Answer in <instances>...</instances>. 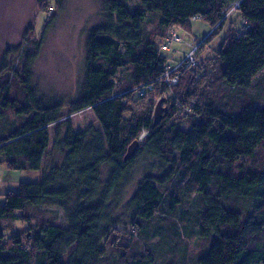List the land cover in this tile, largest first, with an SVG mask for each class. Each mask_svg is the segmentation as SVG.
<instances>
[{"label":"trees","instance_id":"obj_1","mask_svg":"<svg viewBox=\"0 0 264 264\" xmlns=\"http://www.w3.org/2000/svg\"><path fill=\"white\" fill-rule=\"evenodd\" d=\"M102 3L104 18L86 35L83 77L69 104L44 102L32 85L38 41L23 50L20 65L6 71L4 58L0 66V166L41 174L40 182L20 183L17 192L1 195L0 223H28L25 212L43 207L65 215V227L39 224L25 240H5L0 228V264H104L114 227L107 204L141 152L159 162L162 176L144 177L127 204L137 234L157 241L144 254L121 251L118 264H156L155 256L176 250L186 262L190 222L203 250L189 254V264H264V160L258 159L264 153V107L250 108L253 97L238 109L195 100L206 75L195 78L198 63L181 65L172 75L177 83L169 86L162 77L171 63L160 49L173 29L189 31L191 21L221 29L235 6L242 28L225 37L216 53L217 80L227 89L247 90L264 69V0ZM148 85L151 90L137 93ZM156 97L174 103L153 126ZM175 102L190 106L187 130L175 121ZM84 110L92 111L98 130L74 131L68 117ZM134 141L138 149L125 162ZM181 182L177 192L167 190Z\"/></svg>","mask_w":264,"mask_h":264},{"label":"rangeland","instance_id":"obj_2","mask_svg":"<svg viewBox=\"0 0 264 264\" xmlns=\"http://www.w3.org/2000/svg\"><path fill=\"white\" fill-rule=\"evenodd\" d=\"M128 2L131 7L137 5V0H128ZM234 9L235 6H231L226 12L224 19L227 21L221 29H212L201 20L191 21L189 31L173 29L172 31L178 34L180 42L172 43L168 51H162L161 55L170 61L172 67L180 64L186 56L190 54L194 56L196 64L199 65L195 78L206 74L205 80L202 79L197 83L195 100L212 99L238 109L245 100H249L248 97H253L250 108L264 107V69L257 75L252 86L244 91L227 89L217 80L220 65L216 53L225 37L237 34L242 28L241 20L237 12H233ZM231 12L233 13L228 16ZM103 18L102 0H0V66L4 58L6 71L8 68L11 69L10 64L20 65L23 50H32L33 45L30 42L38 41L39 50L32 67V85L44 102L67 105L75 100L82 81L86 35L100 25ZM213 30L215 33L211 35L210 40L199 48L198 44ZM206 76L212 79L211 83L207 82ZM158 101L156 97L154 109ZM172 103L173 100L168 101L162 107L168 110ZM176 106L178 110L174 116L175 121L179 122L181 129H189L186 120L192 114L190 106H179L177 103ZM68 118L75 132L84 131L89 126L95 130L99 129V124L91 110L78 112ZM54 126L49 127L51 137L54 134ZM142 139L143 137L139 142ZM258 159L264 160V153H261ZM162 171L159 162L151 159L145 152H141L128 166L120 183V189L115 195L110 196L107 204V216L114 222V227L105 244L104 264H118L116 256L123 250L128 253L137 251L139 254L152 250L151 246L157 239L145 240L143 234H137L132 226V213L127 202L144 177L160 178ZM105 178L104 169L102 182ZM40 180V172L15 171L0 166V205L4 203L2 194L17 192L20 183H38ZM183 184L184 182H181L175 188L170 185L167 190L177 192ZM162 209H166V204ZM25 215L29 216L28 223L19 221L0 223L5 240L14 235L25 240L37 230L39 224L65 227V215L55 207L27 210ZM178 225L180 228L184 226ZM185 226L190 233L184 239L189 250L186 255L189 260V254H197L203 250V242L193 234L195 231L193 223L190 222ZM155 257L156 264H189L188 260L186 262L179 260L181 257L178 255V250Z\"/></svg>","mask_w":264,"mask_h":264},{"label":"built area","instance_id":"obj_3","mask_svg":"<svg viewBox=\"0 0 264 264\" xmlns=\"http://www.w3.org/2000/svg\"><path fill=\"white\" fill-rule=\"evenodd\" d=\"M179 42V37L177 36V34L173 31L170 32L169 36L166 39L165 44H162L160 46V49L165 51L168 49V46L172 43H177ZM181 65H186V66H196V60L194 58V56L192 54L186 56L183 61L176 65V66H167L164 70V75L162 77L163 81L168 84L169 86L175 85L177 83V76H172L174 72H176L179 67ZM152 86L148 85L144 88H140L138 89L137 93H139L140 95H142L145 91L147 90H151Z\"/></svg>","mask_w":264,"mask_h":264},{"label":"water","instance_id":"obj_4","mask_svg":"<svg viewBox=\"0 0 264 264\" xmlns=\"http://www.w3.org/2000/svg\"><path fill=\"white\" fill-rule=\"evenodd\" d=\"M166 103V99H160L154 109V113H153V126H156L159 124V122L165 117V115L167 114V108L166 107H162V105ZM139 143L138 141H134L128 148L126 151V154L123 158V160L126 162L130 159L133 158V156L135 155L137 149H138Z\"/></svg>","mask_w":264,"mask_h":264}]
</instances>
